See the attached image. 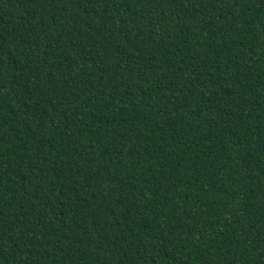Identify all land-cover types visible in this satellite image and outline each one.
Listing matches in <instances>:
<instances>
[{
  "label": "trees",
  "instance_id": "1",
  "mask_svg": "<svg viewBox=\"0 0 264 264\" xmlns=\"http://www.w3.org/2000/svg\"><path fill=\"white\" fill-rule=\"evenodd\" d=\"M0 264H264V0H0Z\"/></svg>",
  "mask_w": 264,
  "mask_h": 264
}]
</instances>
